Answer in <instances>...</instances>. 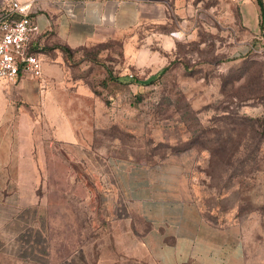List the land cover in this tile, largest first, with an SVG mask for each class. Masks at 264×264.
Listing matches in <instances>:
<instances>
[{"label": "rangeland", "instance_id": "obj_1", "mask_svg": "<svg viewBox=\"0 0 264 264\" xmlns=\"http://www.w3.org/2000/svg\"><path fill=\"white\" fill-rule=\"evenodd\" d=\"M190 4L173 54L150 42L126 44L123 59L111 44L75 53L93 93L63 109L71 122L32 108L25 170L0 189L10 195L0 198V264H160L120 179L127 168L155 171L199 205L195 264H264L261 20L249 25V0Z\"/></svg>", "mask_w": 264, "mask_h": 264}, {"label": "crops", "instance_id": "obj_2", "mask_svg": "<svg viewBox=\"0 0 264 264\" xmlns=\"http://www.w3.org/2000/svg\"><path fill=\"white\" fill-rule=\"evenodd\" d=\"M12 1L0 0V10ZM18 1L31 4V14L40 30L32 44L43 58V65L41 77L26 76L16 82L0 79V189L4 190L13 182V171L25 170L29 123L32 118L34 122L37 119L32 108L39 106L46 112L54 106L61 109L54 121L67 123L71 122L68 108L79 94L93 93L84 74L74 71L71 59L57 46H68L77 54L83 47L111 44L113 48L107 47L106 51L113 52L118 46L123 59L126 44L150 42L159 43L157 50L173 54L185 36L191 9L190 0ZM257 4L249 0V25L261 20ZM113 55L114 63L122 60L117 53ZM106 75L107 70L103 77ZM17 138L21 139V146L17 145ZM155 176V171L141 168H127L120 176L133 210L151 225L145 240L160 264H195L194 252L204 224L201 209L194 200L184 197L172 180L169 184L159 182ZM175 244L176 248L170 246Z\"/></svg>", "mask_w": 264, "mask_h": 264}, {"label": "built area", "instance_id": "obj_3", "mask_svg": "<svg viewBox=\"0 0 264 264\" xmlns=\"http://www.w3.org/2000/svg\"><path fill=\"white\" fill-rule=\"evenodd\" d=\"M40 32L29 2L14 0L0 10V79L41 77L43 58L32 39Z\"/></svg>", "mask_w": 264, "mask_h": 264}, {"label": "trees", "instance_id": "obj_4", "mask_svg": "<svg viewBox=\"0 0 264 264\" xmlns=\"http://www.w3.org/2000/svg\"><path fill=\"white\" fill-rule=\"evenodd\" d=\"M257 3H258V5H259V7H260V14H261V22H260V26H261V30H262V35H263V37H264V0H257ZM179 42H180V41H179ZM179 42H178V43H179ZM178 43H177V44H178ZM99 46H100V45H99ZM57 47H59L64 53H66L67 56L69 57V59H71L72 57H74L75 51H73V50H72L71 48H69L68 46L60 45V46H57ZM83 48H85V47H83ZM83 48L79 49L78 52H79L80 50H82ZM32 50L36 52L35 49H32ZM171 61H172V59L169 61V63H170ZM169 63H168L163 69H162V71H161L160 74L164 73V71H166V70L168 69V65H169ZM98 65H101V67H105V70L107 69V75H109V76L112 77V71L108 69L109 66L104 65L103 62H102V63H98ZM107 75H106V76H107ZM106 76H105L104 78H106ZM156 78H157V76H156L154 79H152L151 82H152V81H155ZM89 83H90V82H89ZM91 87H92V86H91Z\"/></svg>", "mask_w": 264, "mask_h": 264}]
</instances>
